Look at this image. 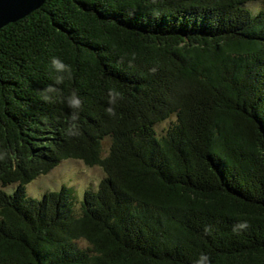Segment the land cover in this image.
Masks as SVG:
<instances>
[{
    "label": "trees",
    "instance_id": "obj_1",
    "mask_svg": "<svg viewBox=\"0 0 264 264\" xmlns=\"http://www.w3.org/2000/svg\"><path fill=\"white\" fill-rule=\"evenodd\" d=\"M262 1L47 0L0 29V264H264ZM67 160L98 189L28 194Z\"/></svg>",
    "mask_w": 264,
    "mask_h": 264
},
{
    "label": "rangeland",
    "instance_id": "obj_2",
    "mask_svg": "<svg viewBox=\"0 0 264 264\" xmlns=\"http://www.w3.org/2000/svg\"><path fill=\"white\" fill-rule=\"evenodd\" d=\"M255 12L264 10V1L255 2L249 5ZM167 127H162V123L157 126V131L165 132L175 121L176 117L167 120ZM110 140L104 143L106 149L110 147ZM105 178L103 170L99 167H88L83 162L75 160L63 161L53 169L49 174L44 175L33 181L27 186L28 194L36 199H41L45 193L60 190L63 186L72 190L73 194L82 201L84 191L97 190L100 182ZM0 187H2L0 185ZM14 186H10L6 190L8 194H12ZM3 188V187H2ZM79 205V204H78ZM77 210H80V205ZM81 247L86 248L87 244L80 242Z\"/></svg>",
    "mask_w": 264,
    "mask_h": 264
},
{
    "label": "clouds",
    "instance_id": "obj_3",
    "mask_svg": "<svg viewBox=\"0 0 264 264\" xmlns=\"http://www.w3.org/2000/svg\"><path fill=\"white\" fill-rule=\"evenodd\" d=\"M51 66L55 70V72L58 74L55 77L56 84L62 83L65 80V78H68V79L71 78V76H72L71 65L65 63L61 58L53 57L51 60ZM47 91L49 93H55L57 91V89L55 86H50ZM118 95H119V93H114V97L118 96ZM66 99H67V103H68L69 107L72 108L73 110L79 109L81 107L82 101L75 91H73ZM113 102H114V100H113ZM109 111H111V109H109ZM76 119H77V114L74 111L72 114V120L75 121ZM167 123H168V121L165 120L161 126L166 128ZM72 128H75V124L72 125ZM71 130L72 129H70L69 131H71ZM248 227H249V225L245 221V222H242V223H239L238 225H236L233 230L238 231V230L246 229ZM84 243L87 244L86 239L84 240ZM194 264H211V258L208 254L202 252L199 255L198 259L195 260Z\"/></svg>",
    "mask_w": 264,
    "mask_h": 264
},
{
    "label": "water",
    "instance_id": "obj_4",
    "mask_svg": "<svg viewBox=\"0 0 264 264\" xmlns=\"http://www.w3.org/2000/svg\"><path fill=\"white\" fill-rule=\"evenodd\" d=\"M47 0H0V29L25 18Z\"/></svg>",
    "mask_w": 264,
    "mask_h": 264
}]
</instances>
